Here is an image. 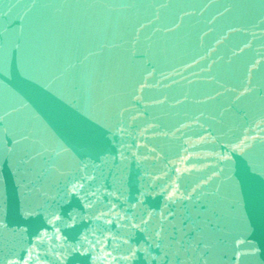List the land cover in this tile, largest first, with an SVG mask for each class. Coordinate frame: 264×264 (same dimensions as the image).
Returning a JSON list of instances; mask_svg holds the SVG:
<instances>
[{
    "label": "water",
    "instance_id": "obj_1",
    "mask_svg": "<svg viewBox=\"0 0 264 264\" xmlns=\"http://www.w3.org/2000/svg\"><path fill=\"white\" fill-rule=\"evenodd\" d=\"M0 264H264V0H0Z\"/></svg>",
    "mask_w": 264,
    "mask_h": 264
}]
</instances>
